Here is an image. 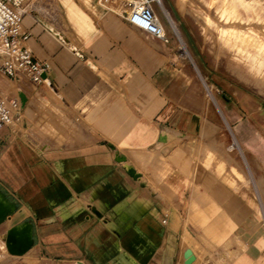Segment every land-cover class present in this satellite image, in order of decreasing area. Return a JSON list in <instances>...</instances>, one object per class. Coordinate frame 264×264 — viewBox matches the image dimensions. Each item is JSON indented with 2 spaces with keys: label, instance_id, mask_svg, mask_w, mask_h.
I'll return each mask as SVG.
<instances>
[{
  "label": "crops",
  "instance_id": "0c3cea01",
  "mask_svg": "<svg viewBox=\"0 0 264 264\" xmlns=\"http://www.w3.org/2000/svg\"><path fill=\"white\" fill-rule=\"evenodd\" d=\"M99 1L34 0L22 19L48 66L42 85L78 126L69 146L43 152L0 133V209L11 213L0 237L26 224L33 239L21 256L0 240V264H184L187 249L191 264H264L259 194L205 166L195 118L165 93L160 42L101 16ZM251 154L264 174V148ZM185 228L198 248L182 247Z\"/></svg>",
  "mask_w": 264,
  "mask_h": 264
},
{
  "label": "rangeland",
  "instance_id": "374dc122",
  "mask_svg": "<svg viewBox=\"0 0 264 264\" xmlns=\"http://www.w3.org/2000/svg\"><path fill=\"white\" fill-rule=\"evenodd\" d=\"M161 3L162 7L154 4L153 9L168 38V44L158 43L165 51V93L195 118L201 138L197 153L205 166L210 164L221 178L216 169L223 164L222 175L232 179L227 183L237 180L245 190L259 194L264 211L263 169L254 167L251 154L252 147L264 148V0ZM133 4L132 0H102L100 13L129 18ZM139 30L142 38L152 39ZM23 81L21 88L0 77L7 99L18 94L21 104L28 102L27 114L21 110L3 132L8 130L39 152L69 146V135L78 126L76 115L42 84ZM180 142L175 139L171 145ZM201 146L205 147L200 150ZM192 246L199 245L185 228L182 247Z\"/></svg>",
  "mask_w": 264,
  "mask_h": 264
},
{
  "label": "built area",
  "instance_id": "2783aa9c",
  "mask_svg": "<svg viewBox=\"0 0 264 264\" xmlns=\"http://www.w3.org/2000/svg\"><path fill=\"white\" fill-rule=\"evenodd\" d=\"M34 0H0V75L10 81L28 79L33 85L47 80L48 66L37 61L27 48L29 33L22 28V19L33 11ZM162 7L161 0H141L128 18L153 39L168 44V38L153 5ZM45 75V78H43ZM19 97L7 99L0 92V133L9 127L21 111Z\"/></svg>",
  "mask_w": 264,
  "mask_h": 264
},
{
  "label": "water",
  "instance_id": "95a60500",
  "mask_svg": "<svg viewBox=\"0 0 264 264\" xmlns=\"http://www.w3.org/2000/svg\"><path fill=\"white\" fill-rule=\"evenodd\" d=\"M43 78H45V75H43ZM159 141L162 140L160 139ZM128 174L133 178H137L133 170H129ZM9 215H11L9 211L0 209V224L4 222ZM4 245L9 255L21 256L25 254L33 246L30 227L24 224L8 230L7 233L4 234ZM183 257L185 259L184 264H191L195 261V256L190 249L184 252Z\"/></svg>",
  "mask_w": 264,
  "mask_h": 264
},
{
  "label": "bare ground",
  "instance_id": "6f19581e",
  "mask_svg": "<svg viewBox=\"0 0 264 264\" xmlns=\"http://www.w3.org/2000/svg\"><path fill=\"white\" fill-rule=\"evenodd\" d=\"M102 1V0H101ZM135 4V7H138V4H139V2H141V0H132ZM184 11V10H183ZM49 31L56 37V38H58L62 43H65L66 44V42H65V40L63 39V37L59 34V33H57L55 30H53L51 27H49ZM43 82H45L46 83V80H44ZM160 142H162V141H160ZM164 142V141H163ZM0 240L1 241H3L4 242V235L2 236V237H0Z\"/></svg>",
  "mask_w": 264,
  "mask_h": 264
}]
</instances>
